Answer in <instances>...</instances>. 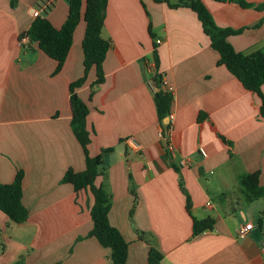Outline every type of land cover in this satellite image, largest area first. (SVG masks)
Wrapping results in <instances>:
<instances>
[{
	"label": "crops",
	"instance_id": "0c3cea01",
	"mask_svg": "<svg viewBox=\"0 0 264 264\" xmlns=\"http://www.w3.org/2000/svg\"><path fill=\"white\" fill-rule=\"evenodd\" d=\"M42 1L0 0V182H12L22 170L21 201L28 210L23 223L0 211V264H110L108 249L88 235L93 195L61 182L68 168L85 167L70 126V84L83 75L85 24L76 25L56 72L57 62L36 42L18 44ZM202 1L218 27L241 30L227 37L236 51L264 52V9ZM67 11V0H54L40 15L59 27ZM101 36L109 42L103 80L96 81L91 67L75 92L88 108L89 155L111 148L102 153L94 184L105 189L109 222L128 242L127 264H150L151 246L162 254L154 264H264L259 97L217 64V51L188 7L107 0ZM157 72L172 86L167 130L148 85ZM253 172L263 188L256 196L240 178ZM193 217L212 218L213 229L193 235ZM246 223L252 226L240 238L237 230Z\"/></svg>",
	"mask_w": 264,
	"mask_h": 264
},
{
	"label": "trees",
	"instance_id": "16d2710c",
	"mask_svg": "<svg viewBox=\"0 0 264 264\" xmlns=\"http://www.w3.org/2000/svg\"><path fill=\"white\" fill-rule=\"evenodd\" d=\"M15 1L10 0L11 5H14ZM155 1L165 2L173 8L185 6L197 14L204 32L210 39L211 47L219 55L217 64L224 65L245 89L259 97V116L264 119V95L261 93V85L264 83V52L260 49L247 54L236 51L227 37L239 33L241 30L218 27L202 0ZM215 1L232 2L242 7L254 6L257 9H264V3L253 5L244 0ZM67 3V16L59 27L54 26L47 17L39 15L34 17L29 28L21 34L28 36L30 43L36 42L47 56L57 62L55 69L57 72L67 57L76 25L80 20L84 21V35L81 41L84 69L83 75L70 84L72 111L70 126L81 146L85 167L82 171H74L68 168L62 176L61 182L70 183L75 191L88 189L91 192L94 202L89 215L93 226L88 235L94 237L101 246L108 249L110 264H127L128 242L120 231L109 222L110 202L105 189L94 184V180L100 172L102 153L110 151L111 148H104L100 154L95 156L89 155L87 145L90 142V132L86 126L88 108L75 92V89L84 83L91 67L95 68L96 81L101 82L103 80L102 62L109 49V42L102 38L101 28L104 22L107 0H67ZM152 81L157 88L154 91L157 115L161 121V126L167 130L169 123H162V120L169 114L171 96L161 89L162 77L159 72L154 74ZM258 177L259 172L246 173L240 176L242 182L254 196L263 191V188L258 185ZM22 179L23 171L18 170L12 182H0V211L14 223H23L28 218V210L21 201ZM187 208H189L188 197ZM192 219L193 235L213 229L214 220L210 217L205 219L193 217ZM161 260V252L151 246L147 254L148 263H159Z\"/></svg>",
	"mask_w": 264,
	"mask_h": 264
},
{
	"label": "built area",
	"instance_id": "2783aa9c",
	"mask_svg": "<svg viewBox=\"0 0 264 264\" xmlns=\"http://www.w3.org/2000/svg\"><path fill=\"white\" fill-rule=\"evenodd\" d=\"M54 0H43L40 4V6L36 7L33 11H32V15L34 17L36 16H39L41 14V12L45 9H47L52 3H53ZM29 42V38L28 36L26 35H19L18 37V44L19 45H26L27 43ZM159 42V40L157 41ZM148 66V69L151 71V72H154L155 70V63L153 61L151 62H148L147 64ZM149 87L151 88V90H156V86L155 84L152 82V81H149L148 83ZM161 89L163 91H166L169 93V95L171 96V93H172V86L169 85L165 80L162 79V82H161ZM167 117V123H169V126H168V129L171 128V123L170 121L172 120L173 118V113L169 112V114L166 116ZM127 144L130 148H132L133 150H138L139 149V144L136 140H134L133 138H128L127 139ZM167 149L172 153L173 152V146L171 143H167L166 145ZM200 152L203 154V155H206L205 151L203 149H200ZM180 164L181 165H185L187 164V160L185 158L181 159L180 161ZM252 224L251 223H246L244 224L243 226H241L240 228H238L237 230V236H239L240 238H243L245 237L250 228H251Z\"/></svg>",
	"mask_w": 264,
	"mask_h": 264
}]
</instances>
